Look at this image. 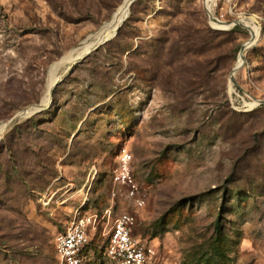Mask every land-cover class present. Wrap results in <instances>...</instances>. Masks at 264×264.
Instances as JSON below:
<instances>
[{"label":"rangeland","instance_id":"rangeland-1","mask_svg":"<svg viewBox=\"0 0 264 264\" xmlns=\"http://www.w3.org/2000/svg\"><path fill=\"white\" fill-rule=\"evenodd\" d=\"M122 1L0 0V125L45 98L52 65ZM204 1L136 0L117 35L59 76L52 104L6 130L0 264H60L56 235L79 211L98 215L99 249L130 213L156 264H264V0H217L260 27L237 84L251 32L216 31ZM124 148L142 208L112 180ZM218 220L223 259L209 254Z\"/></svg>","mask_w":264,"mask_h":264},{"label":"built area","instance_id":"built-area-1","mask_svg":"<svg viewBox=\"0 0 264 264\" xmlns=\"http://www.w3.org/2000/svg\"><path fill=\"white\" fill-rule=\"evenodd\" d=\"M227 3L233 0H226ZM224 7L218 6L217 0L213 1L211 13L221 21H229ZM214 21V20H213ZM213 21L211 23H213ZM220 23L218 21H215ZM214 28H224L214 24ZM133 155L126 148L122 149L117 170L113 175V183L121 187L130 188V197L135 205L142 208L145 200L137 194V185L133 178L132 171ZM114 196H117L114 191ZM101 221L97 214H83L81 211L74 217L72 222L55 238L54 246L60 264H84L86 256L83 255V248L92 239L93 232H96ZM137 218L124 213L114 219L107 245L104 249V256L110 264H156V251L147 242L137 237L135 227Z\"/></svg>","mask_w":264,"mask_h":264},{"label":"bare ground","instance_id":"bare-ground-1","mask_svg":"<svg viewBox=\"0 0 264 264\" xmlns=\"http://www.w3.org/2000/svg\"><path fill=\"white\" fill-rule=\"evenodd\" d=\"M134 0H123L122 3L117 8V11L115 12L113 19L107 23L95 36L91 41L85 42L81 47L73 50L70 54L67 56H64L60 61H57L54 63L50 69L49 72V81L47 85V91L46 96L44 98L45 103L48 104L51 99V90L54 86V84L58 81L59 76L65 72L69 66H71L75 61L80 59L83 55L88 53L94 46H96L98 43L102 42L103 40H106L110 37H112L115 32L117 31L119 25L122 23V21L125 19L127 14L129 13V10L131 8V5ZM212 0H209V10L211 11L212 7ZM237 23L245 24L249 27L251 32L254 34L255 38L259 36L260 27L259 25L253 20V19H247V18H240L238 20H235ZM216 25L219 26H225L222 23H217L213 21ZM243 59H239L238 65L242 64ZM6 125L2 124L0 125V142L2 140L3 135L6 132Z\"/></svg>","mask_w":264,"mask_h":264},{"label":"water","instance_id":"water-1","mask_svg":"<svg viewBox=\"0 0 264 264\" xmlns=\"http://www.w3.org/2000/svg\"><path fill=\"white\" fill-rule=\"evenodd\" d=\"M136 0L133 1V3L135 2ZM132 3V5H133ZM204 4H205V8L207 9V13H208V17L210 19V21L212 22L213 20L214 21H218L222 24L225 25V28H227V30H230L234 27H243V28H246L248 29L250 32L251 30L249 29V27L245 24H241V23H237L236 21H221V20H218L212 13L211 11L209 10V0H205L204 1ZM131 5V6H132ZM130 12V11H129ZM128 15L129 13L127 14V16L125 17V19L122 21V23L119 25L117 31L115 32V34L112 36L114 37L115 35H117L119 29L121 28V26L123 25V23L125 22V20L128 18ZM112 37L106 39V40H103L102 42L98 43L96 46H94L88 53H86L85 55H83L80 59H78L77 61H75L71 66H69V68L67 69V72H69L72 68H74V65L84 59H86L91 53H93L94 51H96L97 49H99L103 44H105L107 41H109ZM256 38L254 36V34L251 32V37L248 41H246L243 45H242V48H241V51H240V58L243 59V62L242 64H239V65H236L233 69V72L231 74V81L234 83V84H237V81H236V78H235V73L236 71L244 64V56H245V51L248 47H250L254 42H255ZM63 78H60L53 86L52 90H51V99H50V102L48 104L45 103V100L44 98L39 102V103H35V104H32L28 107H26L25 109L17 112L8 122L5 123L6 125V129H8L11 125H13L15 122L21 120V119H26V118H29L41 111H43L44 109H46L47 107H49L51 104H52V101H53V94H54V91L56 89V87L59 85V83L62 81ZM261 103H264V101H261Z\"/></svg>","mask_w":264,"mask_h":264},{"label":"trees","instance_id":"trees-1","mask_svg":"<svg viewBox=\"0 0 264 264\" xmlns=\"http://www.w3.org/2000/svg\"><path fill=\"white\" fill-rule=\"evenodd\" d=\"M239 29H242V28L237 26V27H234V28L227 30V31L226 30H220V29H216V31L231 32V31H237ZM31 117H29V118H31ZM216 228H217L216 229L217 237L210 244L211 249L209 251V254H211V253L215 254L217 256V258L223 259L224 257H226V252H227L226 236L223 235L221 223L219 220L217 221V227ZM100 229H101V225H99L96 232H94V236H92L90 243L83 248L82 253H83V255L86 256V261L84 264H96V260L100 261V257L102 255L104 256V249H105V246L107 245V239L105 238V241L103 243L104 244L103 248L99 249V246H97V244H95V237L98 234V232H100ZM104 258H105V256H104ZM207 258H209L208 260L211 259V261L213 263L217 262V259H215V258H210L209 256Z\"/></svg>","mask_w":264,"mask_h":264}]
</instances>
